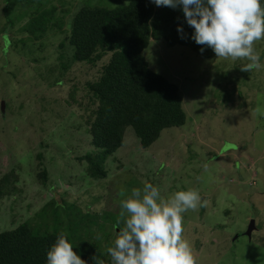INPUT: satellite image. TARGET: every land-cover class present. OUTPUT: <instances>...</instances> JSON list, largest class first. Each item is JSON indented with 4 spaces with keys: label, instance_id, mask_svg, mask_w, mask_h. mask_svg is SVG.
I'll list each match as a JSON object with an SVG mask.
<instances>
[{
    "label": "rangeland",
    "instance_id": "374dc122",
    "mask_svg": "<svg viewBox=\"0 0 264 264\" xmlns=\"http://www.w3.org/2000/svg\"><path fill=\"white\" fill-rule=\"evenodd\" d=\"M18 1L0 0V165L18 176L11 196L0 201V231L33 223L53 200L70 223L50 208L56 217L49 229L70 227L75 240L97 242L104 264H111L107 249L116 239L121 200L150 182L165 198L199 192L197 209L183 214L196 264H264V39L254 44L262 66L250 72L241 71L244 58L204 59L151 41L144 56L179 86L186 124L164 130L148 149L128 128L123 146L106 161L107 177L94 181L78 158L93 150L88 119L94 107L85 85L100 66L75 64L66 36L83 5L113 8L129 0H44L64 32L50 30L38 40L25 30L34 8ZM43 170L45 184L38 178ZM251 221L255 230L247 237Z\"/></svg>",
    "mask_w": 264,
    "mask_h": 264
},
{
    "label": "trees",
    "instance_id": "16d2710c",
    "mask_svg": "<svg viewBox=\"0 0 264 264\" xmlns=\"http://www.w3.org/2000/svg\"><path fill=\"white\" fill-rule=\"evenodd\" d=\"M18 2L34 8L30 26L25 30L35 40L50 30L64 32V24L53 21L55 9H43L44 0ZM106 6L109 5H83L75 13L66 36L75 64L100 66L98 77L85 85L94 107L88 119L93 150L78 158L84 163L86 179L94 181L107 177L106 161L123 146L128 128L134 131L140 146L148 149L164 130L182 128L186 124L187 115L179 86L154 72L144 56L150 42L185 47L204 59L215 55L211 48L198 45L191 39L194 30L186 23L180 7H157L150 0H129L113 8ZM178 26L183 27L184 38L178 33ZM64 46L60 44V49ZM3 152L5 150L0 145V154ZM36 157L42 158L38 154ZM5 166L9 167L2 161L0 201L11 196L18 180L14 170L5 172ZM46 174L43 170L38 175L42 184H45ZM50 208L53 214L65 217L70 223V216L59 213L62 207L51 200L36 214L37 219L33 223L24 222L16 228L7 230L5 227L0 231V264H46V253L61 232L87 264H94L95 256L103 258L97 242L82 238L75 240L70 227L68 232L61 229L51 231V221L56 215L52 216L48 211ZM43 214L45 218L38 220ZM76 215L82 216L81 211ZM36 223L43 230L35 228Z\"/></svg>",
    "mask_w": 264,
    "mask_h": 264
},
{
    "label": "clouds",
    "instance_id": "9594fccd",
    "mask_svg": "<svg viewBox=\"0 0 264 264\" xmlns=\"http://www.w3.org/2000/svg\"><path fill=\"white\" fill-rule=\"evenodd\" d=\"M157 7H180L193 28L191 39L211 48L217 58H244L241 71L260 68L254 44L264 39V0H150ZM183 37L184 29L177 27ZM203 51V48L201 49ZM201 196L194 189L178 190L165 198L157 186L145 182L121 200L116 239L107 249L111 264H196L184 238L183 214L196 210ZM121 222L123 227H121ZM61 232L46 253V264H87ZM94 264L104 260L93 257Z\"/></svg>",
    "mask_w": 264,
    "mask_h": 264
},
{
    "label": "water",
    "instance_id": "95a60500",
    "mask_svg": "<svg viewBox=\"0 0 264 264\" xmlns=\"http://www.w3.org/2000/svg\"><path fill=\"white\" fill-rule=\"evenodd\" d=\"M4 108V103L2 104V109ZM255 222L254 221H251L249 227H248V230L246 232V236L249 237L252 233L253 230H255Z\"/></svg>",
    "mask_w": 264,
    "mask_h": 264
}]
</instances>
